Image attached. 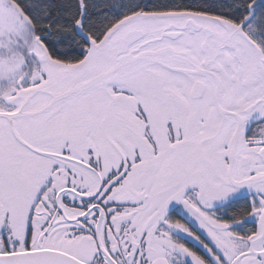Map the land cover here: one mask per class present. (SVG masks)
Here are the masks:
<instances>
[{
  "label": "snow or ice",
  "instance_id": "snow-or-ice-1",
  "mask_svg": "<svg viewBox=\"0 0 264 264\" xmlns=\"http://www.w3.org/2000/svg\"><path fill=\"white\" fill-rule=\"evenodd\" d=\"M0 264H264V0H0Z\"/></svg>",
  "mask_w": 264,
  "mask_h": 264
}]
</instances>
